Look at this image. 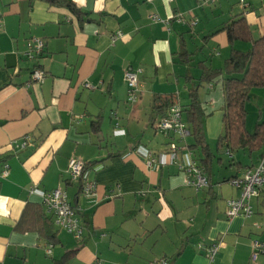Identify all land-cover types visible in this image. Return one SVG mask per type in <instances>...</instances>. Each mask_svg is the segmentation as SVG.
Instances as JSON below:
<instances>
[{
	"label": "crops",
	"instance_id": "obj_1",
	"mask_svg": "<svg viewBox=\"0 0 264 264\" xmlns=\"http://www.w3.org/2000/svg\"><path fill=\"white\" fill-rule=\"evenodd\" d=\"M68 1L79 15L57 1L0 0V264H52L68 252L67 264H264V256L250 258L252 241L264 239V190L251 200L250 217L225 214L226 202L240 196L229 180L256 167L264 147L231 155L218 147L223 94L217 83L198 84L204 71L224 67L231 49L245 52L264 35V0ZM239 19L250 39L230 43L222 29ZM31 38L44 43L34 61L24 56ZM34 67L42 83L31 81ZM127 68L140 71L134 103L127 102ZM196 87L212 154L209 185L199 191L169 163L170 140L156 130L163 114L154 108L156 99H171L189 130L185 109ZM246 113L252 133L264 120V89L250 91ZM192 144L191 135L179 143L188 146L178 157L187 150L200 165L203 153ZM71 158L86 164L94 197L70 181ZM58 187L77 211L80 243L42 206V195ZM214 242L220 247L210 261L199 245Z\"/></svg>",
	"mask_w": 264,
	"mask_h": 264
},
{
	"label": "built area",
	"instance_id": "obj_2",
	"mask_svg": "<svg viewBox=\"0 0 264 264\" xmlns=\"http://www.w3.org/2000/svg\"><path fill=\"white\" fill-rule=\"evenodd\" d=\"M199 2H205L207 0H198ZM214 1V0H211ZM1 17V16H0ZM152 21L157 20L156 17L151 16ZM197 20L190 21V25L194 26ZM121 37L118 32L112 36L111 40L114 42L117 38ZM44 43L38 38H31L27 43V51L24 56L29 61L39 56L42 52ZM139 70L127 68L124 72V82L127 88V102L134 103L138 100L140 95L139 86ZM44 79V73L37 67H34L31 71V81L42 83ZM86 87L89 85L86 84ZM156 130L164 137L169 138L167 145V156L169 163L177 165L178 169L185 175V184L192 187L195 191L206 188L209 185L208 178L197 163L196 160L190 159L186 165L178 163V152L186 149L187 146L180 147L178 144L183 142L189 136V130L186 123L182 120V108L177 104L169 105L163 116L156 123ZM25 143H22L24 146ZM228 154V152H227ZM147 164L153 166L157 159L152 153H147ZM8 166L4 165L1 175L2 177L7 176ZM68 174L71 182L78 184L79 190L82 195L87 198L94 197L95 193V182L90 179L86 164L77 158H71L68 162ZM229 184L240 191V196L236 199H230L226 202V217L232 219L237 215H243L250 217L253 213L251 200L257 198L264 190V158L260 164L252 169H248L244 172L241 177H235L229 180ZM42 206L48 213L53 224L71 234L75 240H81L82 238V227L79 224L77 218V211L75 207L69 202L66 192L58 187L53 191L44 193L42 195ZM254 227L257 229L261 228V225L255 223ZM206 252V256L210 261L214 259L218 253L220 243L214 242L211 245L204 247L199 245ZM252 252L250 255L251 260H256L259 255L264 256V239H254L251 243ZM52 245L48 244L45 248L47 255L51 254ZM100 264V263H97ZM154 264H168L165 259H160Z\"/></svg>",
	"mask_w": 264,
	"mask_h": 264
},
{
	"label": "trees",
	"instance_id": "obj_3",
	"mask_svg": "<svg viewBox=\"0 0 264 264\" xmlns=\"http://www.w3.org/2000/svg\"><path fill=\"white\" fill-rule=\"evenodd\" d=\"M50 1H57L74 14L79 15L81 13L68 0ZM222 30L226 31L230 43L236 39H250L249 28L243 19L232 21ZM201 83H217L220 85L223 94V132L218 139V147H224L229 155L236 150H247L251 153L264 147V120L255 125L252 133L246 129V103L249 100L250 91L258 88L264 89V35L252 40L251 48L245 52L231 49L229 57L224 62V67L220 70L204 71L198 79V84ZM196 92L197 87L190 91V103L185 109L187 120L191 125L189 135L193 138V144L190 145L189 149L199 148L203 153L200 166L209 181L207 160H210L212 154L206 143L203 113L197 102ZM170 100L166 98L156 99L159 105H155V110L164 114ZM45 237L51 243L56 242V235L50 230H46ZM70 254L69 252L65 253L61 259L54 260L52 264H67Z\"/></svg>",
	"mask_w": 264,
	"mask_h": 264
},
{
	"label": "rangeland",
	"instance_id": "obj_4",
	"mask_svg": "<svg viewBox=\"0 0 264 264\" xmlns=\"http://www.w3.org/2000/svg\"><path fill=\"white\" fill-rule=\"evenodd\" d=\"M217 90H219L218 88H217ZM251 101H252V99H251ZM249 106H248V113H249V117H248V120H249V124L251 125V123H254L255 122V116H254V111H252V107H251V104H252V102H249ZM253 112V113H252ZM252 117H253V119H252ZM162 135V134H161ZM188 142H190V140L188 141ZM183 155L181 156V157H179V159H178V163L179 164H182V165H186L187 163H188V161H189V155H188V151L187 150H185V151H182L181 152ZM246 154H248V153H246ZM262 154V153H261ZM246 157H248V155H246ZM262 158V157H261ZM260 164V163H259ZM258 164V165H259ZM257 165V166H258ZM175 167H178L177 165H175ZM82 236H83V232H82ZM69 237L71 238V239H73L74 241H76L77 243H80L79 241L80 240H75L74 238H73V236L70 234L69 235ZM82 239V238H81ZM251 252H252V247H251ZM260 256H263V255H260Z\"/></svg>",
	"mask_w": 264,
	"mask_h": 264
}]
</instances>
